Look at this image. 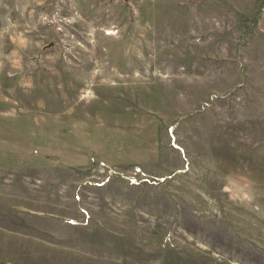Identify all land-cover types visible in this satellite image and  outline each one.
I'll use <instances>...</instances> for the list:
<instances>
[{
    "label": "rangeland",
    "instance_id": "1",
    "mask_svg": "<svg viewBox=\"0 0 264 264\" xmlns=\"http://www.w3.org/2000/svg\"><path fill=\"white\" fill-rule=\"evenodd\" d=\"M0 264H264V0H0Z\"/></svg>",
    "mask_w": 264,
    "mask_h": 264
}]
</instances>
